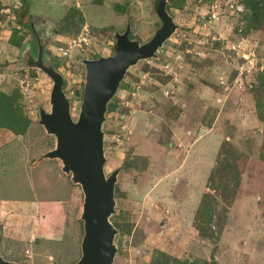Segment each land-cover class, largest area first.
Instances as JSON below:
<instances>
[{
    "label": "rangeland",
    "instance_id": "obj_1",
    "mask_svg": "<svg viewBox=\"0 0 264 264\" xmlns=\"http://www.w3.org/2000/svg\"><path fill=\"white\" fill-rule=\"evenodd\" d=\"M158 1L0 0L4 259L75 264L84 235L82 189L46 157L56 138L40 115L53 81L25 64L38 48L31 28L77 120L87 61L113 55L128 26L132 40L151 41L163 27ZM249 1L168 0L176 32L128 70L109 103L106 176L120 169L113 264H264V10L254 20ZM46 200L61 219L39 209Z\"/></svg>",
    "mask_w": 264,
    "mask_h": 264
},
{
    "label": "water",
    "instance_id": "obj_2",
    "mask_svg": "<svg viewBox=\"0 0 264 264\" xmlns=\"http://www.w3.org/2000/svg\"><path fill=\"white\" fill-rule=\"evenodd\" d=\"M167 3L168 0H160L157 6L163 27L151 41L141 44L132 40L128 26L118 38L113 55L86 63L85 88L77 120L72 117L70 101L63 89V76L45 57V45L37 39V54L26 55L27 67L40 69L53 81L51 110L40 115V124L56 138L55 149L46 157L60 160L63 172L81 187L84 195L81 215L84 235L81 258L75 264L114 263L118 231L110 218L115 214V186L120 169L106 176L103 124L108 105L128 70L140 61L156 58L158 50L176 32L177 25L167 11ZM0 264L19 263L4 259L0 247Z\"/></svg>",
    "mask_w": 264,
    "mask_h": 264
},
{
    "label": "trees",
    "instance_id": "obj_3",
    "mask_svg": "<svg viewBox=\"0 0 264 264\" xmlns=\"http://www.w3.org/2000/svg\"><path fill=\"white\" fill-rule=\"evenodd\" d=\"M23 1L26 2V0H23ZM249 2H253L252 3V10H253V14H254V20L258 21L259 18H260L259 17L260 13L264 10V0H250ZM31 31H32L34 37L37 40L38 39V36L36 35V33L33 30V28H31ZM120 36L121 35H117L116 41L118 40V38ZM88 62H91V61H87V63ZM262 88H264V84L262 85ZM0 107H4V108H8L9 109V106L6 103H2V101H0ZM109 107H110V104H109ZM260 118H261L262 121H264V117H260ZM209 189L210 190H213V191L215 190V185H214L213 182H209ZM205 207L206 208L210 207V204L207 201H204V202L202 201V208H205ZM211 264H217L216 261H215V259H213V261L211 262Z\"/></svg>",
    "mask_w": 264,
    "mask_h": 264
},
{
    "label": "crops",
    "instance_id": "obj_4",
    "mask_svg": "<svg viewBox=\"0 0 264 264\" xmlns=\"http://www.w3.org/2000/svg\"><path fill=\"white\" fill-rule=\"evenodd\" d=\"M55 201V202H54ZM52 203L50 202H48L47 200L46 201H44V202H42L41 203V205L39 204L38 205V207H39V209L44 213V214H50V215H52L54 212H56V218L57 219H61V217H63V209H62V207H61V205H56L57 204V202H56V200H54ZM24 209H28V204H26V208H24ZM31 213H29V214H27L26 216H27V218H29V215H30ZM42 225V224H41ZM42 231V230H41ZM47 232V231H46ZM34 236H46L45 238H48L47 236H49V235H46V233L45 234H36V235H34Z\"/></svg>",
    "mask_w": 264,
    "mask_h": 264
},
{
    "label": "built area",
    "instance_id": "obj_5",
    "mask_svg": "<svg viewBox=\"0 0 264 264\" xmlns=\"http://www.w3.org/2000/svg\"><path fill=\"white\" fill-rule=\"evenodd\" d=\"M231 7H234L233 5H231ZM238 8V7H237Z\"/></svg>",
    "mask_w": 264,
    "mask_h": 264
}]
</instances>
